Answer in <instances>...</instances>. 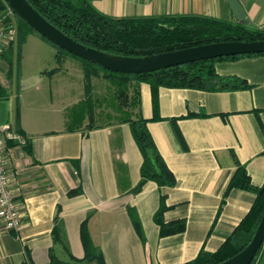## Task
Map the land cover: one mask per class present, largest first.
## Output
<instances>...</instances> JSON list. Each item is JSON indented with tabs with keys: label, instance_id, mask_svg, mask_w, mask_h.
<instances>
[{
	"label": "crops",
	"instance_id": "crops-1",
	"mask_svg": "<svg viewBox=\"0 0 264 264\" xmlns=\"http://www.w3.org/2000/svg\"><path fill=\"white\" fill-rule=\"evenodd\" d=\"M88 1L111 18L194 16L239 23L226 0ZM238 2L246 14L239 24L264 28V0ZM34 35L18 47L16 28L15 39L0 46V126L17 135L6 140L4 160L20 216L17 230L0 226V264H98L85 258L84 222L104 264H184L200 251L215 252L255 200L237 188L225 194L236 161L253 186L264 182V56L214 63L218 75L246 80V90L160 87L153 93L139 85L141 116L175 184L147 182L134 194L142 156L129 125L110 118L67 129L66 119L52 120L55 110L39 88L50 72L34 71L24 55ZM160 196L164 221L184 219L182 233L159 235L153 215ZM254 264H264V241Z\"/></svg>",
	"mask_w": 264,
	"mask_h": 264
},
{
	"label": "trees",
	"instance_id": "trees-1",
	"mask_svg": "<svg viewBox=\"0 0 264 264\" xmlns=\"http://www.w3.org/2000/svg\"><path fill=\"white\" fill-rule=\"evenodd\" d=\"M27 2L48 23L75 42L116 56L144 57L217 42L264 40V28L248 29L243 24L203 17L111 18L98 13L88 0H27ZM4 5L5 2L0 0V10H4ZM13 15L17 28V45L20 47L26 36L35 32L16 14ZM39 37L56 49L57 62L66 55L81 63L84 99L79 104L82 106L91 102L90 79L97 77L99 72H103L108 78L113 90L111 106L117 113L114 118L129 125L134 142L142 156L140 181L132 190L134 194L138 193L147 182H154L158 187H173L175 184L173 174L159 154L147 129V120L141 116L139 85L141 83L149 85L153 93L160 87L207 92L246 90L250 88L246 80L236 76L218 75L214 63L241 57L264 56V54L236 55L187 63L145 74L126 75L107 71ZM194 116L199 115H187V117ZM74 128L67 127V129ZM233 188L255 195L250 210L232 235L215 252L200 251L195 259L184 264H218L239 253L252 239L264 212V182L260 187L253 186L245 168L236 161V170L225 194ZM166 209L165 198L160 196L158 209L153 215V221L159 228V235L165 237L182 233L186 225L185 220L165 222L163 214ZM129 213L137 227L138 223L133 212L130 210ZM80 237L85 258L95 259L98 264H104L102 256L96 253L92 245L85 222L81 225ZM255 260L256 257L251 264H254Z\"/></svg>",
	"mask_w": 264,
	"mask_h": 264
},
{
	"label": "water",
	"instance_id": "water-1",
	"mask_svg": "<svg viewBox=\"0 0 264 264\" xmlns=\"http://www.w3.org/2000/svg\"><path fill=\"white\" fill-rule=\"evenodd\" d=\"M10 10L21 18L36 34L47 39L67 53L95 64L107 71L138 75L163 70L187 63L213 60L236 55L264 54V40L225 41L205 44L144 57H124L83 46L48 23L27 0H3ZM235 20L243 23L246 14L238 0H226ZM264 241V212L257 229L239 253L218 264H251Z\"/></svg>",
	"mask_w": 264,
	"mask_h": 264
},
{
	"label": "rangeland",
	"instance_id": "rangeland-1",
	"mask_svg": "<svg viewBox=\"0 0 264 264\" xmlns=\"http://www.w3.org/2000/svg\"><path fill=\"white\" fill-rule=\"evenodd\" d=\"M34 36L35 39L28 38L24 47V55L27 56L32 64L31 69L34 71L50 72V75H44L45 79L43 78L44 81L39 84V88H43L45 97L51 101L52 108L55 110L51 114L52 120L66 119V122L63 121L66 127L78 128L83 123L85 125L102 124L114 118L115 114L117 115L111 106L113 90L103 72H99L97 77L90 79L91 102L90 104L84 103L82 106L79 104L84 99L81 63L66 55H63L57 62L56 49L45 41L46 45H42L41 39L37 35Z\"/></svg>",
	"mask_w": 264,
	"mask_h": 264
},
{
	"label": "built area",
	"instance_id": "built-area-1",
	"mask_svg": "<svg viewBox=\"0 0 264 264\" xmlns=\"http://www.w3.org/2000/svg\"><path fill=\"white\" fill-rule=\"evenodd\" d=\"M15 37L14 15L6 5L5 12L0 15V46H8ZM16 137L9 125L0 126V226L7 231H15L20 226V216L10 189V179L4 160L6 140H13Z\"/></svg>",
	"mask_w": 264,
	"mask_h": 264
}]
</instances>
